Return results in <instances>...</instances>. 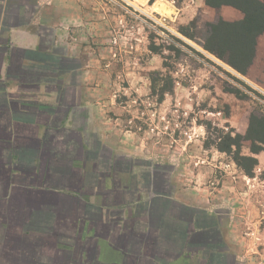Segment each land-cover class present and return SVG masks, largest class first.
Wrapping results in <instances>:
<instances>
[{"label":"crops","instance_id":"obj_1","mask_svg":"<svg viewBox=\"0 0 264 264\" xmlns=\"http://www.w3.org/2000/svg\"><path fill=\"white\" fill-rule=\"evenodd\" d=\"M129 1L183 23L228 7ZM60 2L0 0V264H264V151L211 187L187 157L134 171L141 138L69 52Z\"/></svg>","mask_w":264,"mask_h":264},{"label":"rangeland","instance_id":"obj_2","mask_svg":"<svg viewBox=\"0 0 264 264\" xmlns=\"http://www.w3.org/2000/svg\"><path fill=\"white\" fill-rule=\"evenodd\" d=\"M60 1L61 24L73 29L69 40L74 49L69 52L77 53L83 64L93 60L90 85L113 100L110 108L117 106L118 112L110 110V117L119 118V128L141 138L134 157L141 160L135 161L134 171L143 174L142 167L150 163L187 157L189 171L204 172L203 185L211 187L212 180L222 181L226 173L240 182L238 175L246 173L235 163L237 151L221 152L218 144L232 129H248L252 113L264 116V35L254 65L242 75L202 46L206 23L220 17L242 19L232 7L203 8L195 11L193 21L183 23L129 0ZM176 2L182 7L183 1ZM71 5L81 18L65 21ZM239 151L241 157L251 156L250 142H243Z\"/></svg>","mask_w":264,"mask_h":264},{"label":"trees","instance_id":"obj_3","mask_svg":"<svg viewBox=\"0 0 264 264\" xmlns=\"http://www.w3.org/2000/svg\"><path fill=\"white\" fill-rule=\"evenodd\" d=\"M206 2L215 9L228 6L243 14L242 19L237 21H228L220 17L216 22L206 23V35L202 38V46L238 73L247 75L257 56L258 40L264 35V1L206 0ZM192 25L193 29L197 30L195 22H192ZM192 37L196 38L195 35ZM245 141L250 142L253 155L264 151V116L252 113L245 135L232 129L230 134L223 137L222 143L218 144L221 152L231 153L234 148L237 151L235 163L243 168L246 175L253 176L258 161L253 155L240 156L239 150Z\"/></svg>","mask_w":264,"mask_h":264},{"label":"bare ground","instance_id":"obj_4","mask_svg":"<svg viewBox=\"0 0 264 264\" xmlns=\"http://www.w3.org/2000/svg\"><path fill=\"white\" fill-rule=\"evenodd\" d=\"M165 5V4H164ZM157 6V5H156ZM163 11V10H162ZM170 13V12H169ZM170 15V14H169Z\"/></svg>","mask_w":264,"mask_h":264}]
</instances>
